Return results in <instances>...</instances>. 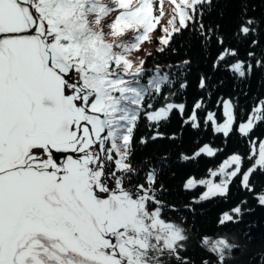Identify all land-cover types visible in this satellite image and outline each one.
Returning <instances> with one entry per match:
<instances>
[{"label": "snow or ice", "instance_id": "6c2138e0", "mask_svg": "<svg viewBox=\"0 0 264 264\" xmlns=\"http://www.w3.org/2000/svg\"><path fill=\"white\" fill-rule=\"evenodd\" d=\"M164 2L0 0V264H264L253 226L229 229L254 211L247 199L218 215L217 231L197 233L186 217L169 215L176 209L163 199L160 171L132 162L141 123L152 130L139 138L145 145L165 138L159 128L172 115L182 128H210L225 139L236 133L247 153L183 187L204 188L196 204L227 202L239 181L264 208V187L252 183L264 175V138L253 135L264 125V98L244 118L231 98L217 101L219 113L204 97L189 112L167 90L169 74L157 67L149 75L134 56L150 33H161L163 53L187 32L214 52L212 73L245 80L264 71V17L249 14V0H167L170 17L161 24ZM212 79L200 75L198 88H213ZM219 151L197 144L179 159Z\"/></svg>", "mask_w": 264, "mask_h": 264}, {"label": "trees", "instance_id": "16d2710c", "mask_svg": "<svg viewBox=\"0 0 264 264\" xmlns=\"http://www.w3.org/2000/svg\"><path fill=\"white\" fill-rule=\"evenodd\" d=\"M250 8L255 11L249 12L250 15L259 18L264 17V3L261 0H249ZM219 11V9L217 10ZM154 39L152 49L145 52L142 59L146 61L144 68L148 74L154 75L158 67L161 73H168L170 80L173 81L168 91L175 92L172 97L175 103H185L190 112L194 102L204 97L207 109L217 111V101L220 98H231L238 105V115L241 118L246 116L247 111L254 106L257 98H264V71L257 70L253 75L245 80L231 77L227 74H214L211 71V62L214 52L202 48L189 33H184L175 38L171 48L163 53L158 51L160 45ZM246 47L240 46V57L244 58ZM150 54V55H149ZM186 59L191 60V66L183 65ZM207 73L212 76L213 88L205 91L198 88L200 75ZM187 81L188 87L180 89L179 85ZM223 81V83H220ZM209 92L211 96L209 98ZM200 115L203 117L204 113ZM159 131L165 138L156 141L149 140V143L140 144L141 136L150 137V130L146 123H141L135 133L136 147L133 157V164L138 169L145 168L144 161H150V167H156L160 171L159 182L164 186L163 199L175 206L174 212H169L174 219L187 218L189 226L195 225L197 233L217 231L216 219L218 215L234 207L241 199H247L249 207L254 211L244 217L243 222L238 226H229L231 231L240 232L246 230L249 225L253 226L252 235L258 246L264 240V208L256 206L255 201L246 192L239 188V181L231 186V196L226 202L222 199H213L200 204L194 203V198L198 197L204 188L198 187L186 190L183 185L190 176L197 179H205L209 176V169H216L218 165L229 155L247 153V145L244 139L238 134L233 133L225 139L222 134H215L210 128L199 131L188 127H181V120L178 115H172L168 122H162ZM175 134V139H169ZM254 136L264 138V125H260L253 133ZM210 144L215 148L221 149L215 157H202L195 162H184L179 159L180 152L191 153L197 144ZM166 158V159H165ZM143 172H141V177ZM135 182V180H134ZM252 183L257 191L264 187V175L255 174ZM190 208L195 209L194 212ZM194 243V242H193ZM194 251V249H193Z\"/></svg>", "mask_w": 264, "mask_h": 264}, {"label": "rangeland", "instance_id": "374dc122", "mask_svg": "<svg viewBox=\"0 0 264 264\" xmlns=\"http://www.w3.org/2000/svg\"><path fill=\"white\" fill-rule=\"evenodd\" d=\"M163 11H164V16L162 17V19H161V21H160V23L161 24H165L166 22H167V20L169 19V17H170V8H169V5H168V3H167V0H165V2H164V4H163ZM161 33H159V32H156V33H150V36L152 37V39L150 40V41H145V42H143L142 43V45H141V51L140 52H137V53H134V56L137 58V60H140V59H142V57H143V55L145 54V52H147L148 50H150V49H152V47H153V43H154V39H156V37H157V39H158V37H159V35H160ZM161 74H163V73H161ZM151 75V74H150ZM155 75V74H154ZM146 79H147V77H145V80L144 81H142V82H144V83H146ZM230 156V155H229ZM228 156V157H229ZM227 157V158H228ZM227 158H225V159H227ZM224 159V160H225ZM223 160V161H224ZM223 161L220 163V164H222L223 163ZM219 164V165H220ZM219 165H218V167H219ZM218 167L216 168V169H218ZM216 169H214V170H216ZM209 178H212V177H210V176H208L207 178H205V179H209ZM213 179H218V178H213Z\"/></svg>", "mask_w": 264, "mask_h": 264}]
</instances>
